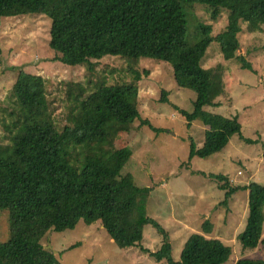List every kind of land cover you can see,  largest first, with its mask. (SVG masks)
I'll use <instances>...</instances> for the list:
<instances>
[{
  "label": "trees",
  "instance_id": "trees-1",
  "mask_svg": "<svg viewBox=\"0 0 264 264\" xmlns=\"http://www.w3.org/2000/svg\"><path fill=\"white\" fill-rule=\"evenodd\" d=\"M195 6L210 11L214 22L227 12L224 32L214 35L213 26L195 19ZM26 16L49 18L50 46L58 59L68 66L87 64L91 75L92 61L105 58L171 64L177 85L195 93L192 111L182 110V115L188 125L199 121L206 127L203 146L196 149L191 143L189 160L222 152L235 135L245 138L238 117L205 110L220 105L217 100L227 90L226 68L224 63L206 68L202 62L217 43L225 62L238 59L244 69H252L240 56V35L243 23L250 33L262 30L264 0H0V20ZM130 73L129 81L90 77L88 85L64 83L56 97L43 76L20 74L14 85L16 105L1 121L8 142L0 143V212L8 215L9 238L0 242V264H61L44 240L52 231H73L81 222H99L121 249L141 248L145 228L153 227L163 236L161 248L150 252L159 263H228L233 249L209 238L214 226L208 221L203 234L186 240L176 263L169 235L148 217L151 190L137 186L125 173L133 151L121 137L133 131L136 121L156 130L139 111L142 74L134 68ZM55 103L65 110L62 129L54 121ZM215 179L225 182L226 203L249 191L244 251L264 245V186L234 188L225 176ZM238 264L264 260L242 258Z\"/></svg>",
  "mask_w": 264,
  "mask_h": 264
},
{
  "label": "rangeland",
  "instance_id": "rangeland-1",
  "mask_svg": "<svg viewBox=\"0 0 264 264\" xmlns=\"http://www.w3.org/2000/svg\"><path fill=\"white\" fill-rule=\"evenodd\" d=\"M193 11L200 23L213 26L214 35L227 28V12L214 22L206 8L195 6ZM243 28L240 56L246 58L252 69H244V63L238 59L225 62L217 43L210 46L202 63L206 68L224 63L226 68V93L217 100L219 106H206L205 110L228 118L238 117L245 138L235 135L222 152L189 160L191 143L196 149L203 146L206 127L199 121L188 125L182 115V110L192 111L195 93L177 85L171 64L105 58L92 61L91 75L87 64L68 66L58 59L59 54L50 46L52 21L46 16L1 19L0 143L8 142L1 121L8 118V112L16 105L14 85L22 72L43 76L52 97H56L64 83L88 85L90 77L94 81H129L131 69H138L142 74L138 97L141 118L157 131L136 121L133 131L121 137V142L133 151L125 173L133 177L137 186L151 190L148 217L169 235L174 261L180 260L189 237L203 234L206 221L214 226L209 238L224 241L233 249L227 264H238L242 258L264 260L263 244L244 251L242 243L250 216L249 191L236 193L226 203L228 193L222 189L225 182L215 179L225 176L234 188L264 186V27L255 34L248 32L244 23ZM163 92L167 94L163 96ZM56 100L60 101L61 96ZM53 108L54 121L62 129L65 110L58 103ZM8 238V215L0 212V242ZM162 244L163 236L147 226L141 248L121 249L99 222L92 226L81 222L73 231H52L44 240L61 264H167L166 260L159 263L150 255Z\"/></svg>",
  "mask_w": 264,
  "mask_h": 264
}]
</instances>
